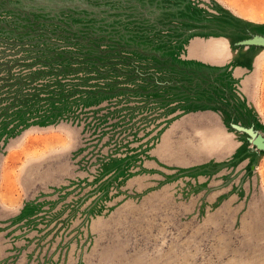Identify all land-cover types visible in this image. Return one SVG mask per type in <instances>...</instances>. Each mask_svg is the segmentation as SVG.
<instances>
[{"label":"rangeland","instance_id":"1","mask_svg":"<svg viewBox=\"0 0 264 264\" xmlns=\"http://www.w3.org/2000/svg\"><path fill=\"white\" fill-rule=\"evenodd\" d=\"M264 0H0V264H264Z\"/></svg>","mask_w":264,"mask_h":264},{"label":"water","instance_id":"2","mask_svg":"<svg viewBox=\"0 0 264 264\" xmlns=\"http://www.w3.org/2000/svg\"><path fill=\"white\" fill-rule=\"evenodd\" d=\"M252 143L255 144L258 148L264 150V140L260 136L253 137Z\"/></svg>","mask_w":264,"mask_h":264}]
</instances>
